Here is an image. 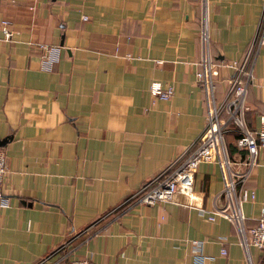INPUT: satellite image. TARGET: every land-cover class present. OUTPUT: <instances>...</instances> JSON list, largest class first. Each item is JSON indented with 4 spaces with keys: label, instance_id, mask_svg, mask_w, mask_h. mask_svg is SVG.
<instances>
[{
    "label": "crops",
    "instance_id": "1",
    "mask_svg": "<svg viewBox=\"0 0 264 264\" xmlns=\"http://www.w3.org/2000/svg\"><path fill=\"white\" fill-rule=\"evenodd\" d=\"M263 5L207 0L215 60L242 56ZM201 11L202 0H0V20L12 30L11 41L0 30V139L8 137L1 188L9 199L0 208V264L83 257L99 264H196L191 241L202 242L204 264H264V249L245 252L230 222L200 213L214 209L222 189L215 163L199 164L192 185H178L171 202L108 214L188 149L205 125L195 79ZM38 43L61 46L50 71L41 68ZM229 74L220 69L217 99ZM153 81L170 85L171 97L152 96ZM245 100L246 126L257 129L264 47ZM246 187L255 197L242 212L253 227L264 202V163ZM88 228L75 246L62 247Z\"/></svg>",
    "mask_w": 264,
    "mask_h": 264
},
{
    "label": "built area",
    "instance_id": "2",
    "mask_svg": "<svg viewBox=\"0 0 264 264\" xmlns=\"http://www.w3.org/2000/svg\"><path fill=\"white\" fill-rule=\"evenodd\" d=\"M10 3L16 0H6ZM30 9L33 7L30 6ZM84 20L87 17H83ZM0 30L5 41H11L12 30L10 21L0 20ZM199 58L195 79L200 84L205 102V125L198 138L184 152L170 161L162 170L145 181L132 195L108 214L134 205H155L171 202L178 185L191 186L194 175L201 163H215L218 165L222 189L216 194V204L213 210L200 209L208 220L222 217L230 222L234 228L237 243L247 252L250 246L264 249V202L261 212L253 227H247L242 207L247 201L253 200L254 191L246 187V182L252 170L264 163V115L259 118L257 129L250 130L246 126L245 112L246 93L248 86L254 79V65L258 51L264 47V5L262 14L253 37L240 58L228 61H217L211 53L210 31L207 15V0H202V11L199 19ZM42 50L41 68L50 71L60 59L61 46L57 44H37ZM221 68L230 70L224 79L225 89L220 99L216 97V83ZM149 91L152 96L167 100L172 95L170 85L163 86L159 81L150 83ZM235 134V150L230 151L227 135ZM7 172L6 154L0 147V208L9 206V199L3 195L1 184ZM91 227V226H90ZM89 232L84 229L80 233L71 235L62 247L75 246L78 238ZM191 250L196 264H204L201 252L202 242L191 241ZM220 253L226 254L221 248ZM69 264H99L91 258H73Z\"/></svg>",
    "mask_w": 264,
    "mask_h": 264
},
{
    "label": "trees",
    "instance_id": "3",
    "mask_svg": "<svg viewBox=\"0 0 264 264\" xmlns=\"http://www.w3.org/2000/svg\"><path fill=\"white\" fill-rule=\"evenodd\" d=\"M246 113V112H245ZM227 137L230 139V137L232 138V140L234 141L235 140V138L237 137V135H235V134H228L227 135ZM229 149H230V151L231 152H233L234 150H235V147H234V142L231 144L230 142H229ZM255 224H256V222H255Z\"/></svg>",
    "mask_w": 264,
    "mask_h": 264
},
{
    "label": "water",
    "instance_id": "4",
    "mask_svg": "<svg viewBox=\"0 0 264 264\" xmlns=\"http://www.w3.org/2000/svg\"><path fill=\"white\" fill-rule=\"evenodd\" d=\"M7 139L8 137L0 139V147H2L6 143Z\"/></svg>",
    "mask_w": 264,
    "mask_h": 264
},
{
    "label": "rangeland",
    "instance_id": "5",
    "mask_svg": "<svg viewBox=\"0 0 264 264\" xmlns=\"http://www.w3.org/2000/svg\"><path fill=\"white\" fill-rule=\"evenodd\" d=\"M228 145H229V138L227 137Z\"/></svg>",
    "mask_w": 264,
    "mask_h": 264
}]
</instances>
